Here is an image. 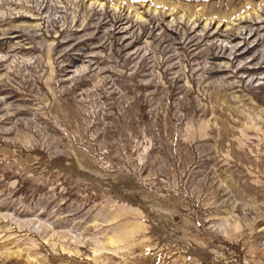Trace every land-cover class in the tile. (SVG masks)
<instances>
[{
    "label": "rangeland",
    "instance_id": "374dc122",
    "mask_svg": "<svg viewBox=\"0 0 264 264\" xmlns=\"http://www.w3.org/2000/svg\"><path fill=\"white\" fill-rule=\"evenodd\" d=\"M0 264H264V0H0Z\"/></svg>",
    "mask_w": 264,
    "mask_h": 264
}]
</instances>
